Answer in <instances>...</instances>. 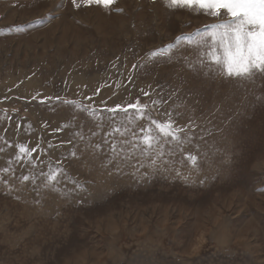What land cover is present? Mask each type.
Returning a JSON list of instances; mask_svg holds the SVG:
<instances>
[{
    "label": "rangeland",
    "instance_id": "1",
    "mask_svg": "<svg viewBox=\"0 0 264 264\" xmlns=\"http://www.w3.org/2000/svg\"><path fill=\"white\" fill-rule=\"evenodd\" d=\"M211 22L168 10L162 0H117L110 10L76 9L70 0H0V136L40 144L45 151L33 155L45 172L71 147L47 149L49 141L71 135L55 129L75 114L87 134L96 130L86 114L63 101L93 103L85 97L98 87L94 101L117 93L109 106L137 97L147 102L139 93L144 89L167 101L152 106L154 118L180 112L184 121L191 116L212 133L184 145L183 153L176 150V162L187 152L201 154L199 173L177 163L189 183L151 169L145 179V169L135 178L131 167L109 176L99 162L91 171L65 162L69 176L92 181L94 195L84 203L37 196L33 185L17 179L31 166L13 163L12 191L0 183V264H264V108L246 107L264 95V80L212 82L183 64L166 63L170 53L153 62L147 57ZM186 47L181 42L174 51ZM0 146L7 149L0 153L2 167L14 155L3 141ZM225 153L227 165L221 163Z\"/></svg>",
    "mask_w": 264,
    "mask_h": 264
},
{
    "label": "snow or ice",
    "instance_id": "2",
    "mask_svg": "<svg viewBox=\"0 0 264 264\" xmlns=\"http://www.w3.org/2000/svg\"><path fill=\"white\" fill-rule=\"evenodd\" d=\"M70 2L76 9L97 6L110 10L117 0H70ZM151 2L156 3L157 0ZM162 3L173 12L187 11L189 15L209 17L212 22L206 24L204 30L197 28L193 33L177 36L175 42L169 43L166 48L149 52L147 54L149 62H153L151 58L170 53L167 55L166 63L183 64L194 75L207 81L232 82L243 86L245 83L264 80V0H162ZM181 42H186L187 47L179 52L174 51L179 49ZM189 56H193L194 59L190 60ZM132 67L136 68L137 65L133 64ZM129 80L131 81L132 77H129ZM116 87L119 88L120 85L117 84ZM100 91L98 87L91 96L86 95L85 98L93 103L63 101L65 105L73 106L77 113L86 114L96 130L90 131V135L87 134L84 125L76 123L75 114L61 127L55 129L71 130V135L58 144L49 141L47 149L51 152L64 148L65 145L71 147L60 154L55 167L51 163L45 165L48 168L47 172L40 166L43 161L38 162L33 155L45 151L40 144L29 147L25 143L15 141L9 143L0 136V141H3L7 148H12L14 155V159L9 158L6 164L0 167V173L3 174L0 183L7 187L9 193L12 191L9 177L16 171L12 167L13 163H26L31 166L30 174H21L17 179L21 184L33 185L31 191L36 192L37 196L46 192L58 199L71 200L74 203H84L87 197L94 195L90 189L92 181H80L69 176L64 167L65 162L69 164L79 162L89 171L99 162V168L105 170L109 176L124 175L123 169L131 167L133 169L131 175L134 178L140 169H145L140 178L150 179L147 170L151 169L152 175L158 172L174 173L176 179H183L186 183L192 182L190 177L184 175L180 167H177V163L189 168L190 172L199 173L202 165L199 151L195 154L185 153L178 162L174 161L173 157L177 148L183 153L184 145L191 144L194 139L204 140L205 135H212L208 129H202L191 116L184 121L180 112L165 111L160 113L165 117L163 120L154 118L152 106L158 107L167 101L162 98L153 99L144 89H140L139 93L149 98L147 102L142 103L137 97L134 102L131 99L127 101L122 99L112 106H109L108 101L117 93L113 92L107 99L101 97L99 101H94L93 98L100 95ZM32 99L35 100L36 97ZM47 99L61 98L57 96ZM246 107L253 110L256 107L264 108V95H256ZM197 130L203 131L204 135H198ZM101 132L103 136L99 140H93L94 137L100 136ZM6 151V147L0 146V153ZM203 155L207 156V153ZM221 163L225 165L231 163L228 153L224 154ZM206 180L207 177L200 179L199 183L204 184ZM64 182H68L72 187L65 188ZM35 203L40 204L41 201L36 200Z\"/></svg>",
    "mask_w": 264,
    "mask_h": 264
},
{
    "label": "bare ground",
    "instance_id": "3",
    "mask_svg": "<svg viewBox=\"0 0 264 264\" xmlns=\"http://www.w3.org/2000/svg\"><path fill=\"white\" fill-rule=\"evenodd\" d=\"M106 87V86H105Z\"/></svg>",
    "mask_w": 264,
    "mask_h": 264
}]
</instances>
